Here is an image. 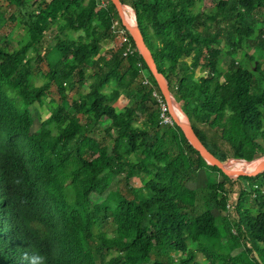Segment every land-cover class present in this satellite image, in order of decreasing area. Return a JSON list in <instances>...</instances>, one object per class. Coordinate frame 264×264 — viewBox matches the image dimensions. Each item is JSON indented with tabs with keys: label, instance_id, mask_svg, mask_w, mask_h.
<instances>
[{
	"label": "trees",
	"instance_id": "1",
	"mask_svg": "<svg viewBox=\"0 0 264 264\" xmlns=\"http://www.w3.org/2000/svg\"><path fill=\"white\" fill-rule=\"evenodd\" d=\"M9 2L26 32L12 48L0 32V264H264V168L228 177L160 123L153 88L163 95L112 1ZM121 2L208 150L224 164L264 154V68L246 65L264 51V0ZM225 41L241 58L226 68ZM65 85L87 89L69 103ZM203 168L219 175L199 203Z\"/></svg>",
	"mask_w": 264,
	"mask_h": 264
},
{
	"label": "rangeland",
	"instance_id": "2",
	"mask_svg": "<svg viewBox=\"0 0 264 264\" xmlns=\"http://www.w3.org/2000/svg\"><path fill=\"white\" fill-rule=\"evenodd\" d=\"M209 1H216V0H207ZM33 2V0H28V3L31 4ZM125 8V13H126V17H128V20H130V18L135 19V14L134 12L131 10L130 7H126ZM0 14L2 15V17L4 18L1 19L0 17V32L3 34L8 35L7 37L9 38V43H10V48H12L13 46H15L17 44L18 39H20V37L26 32V26L23 23V11L19 8H17L15 5L11 4L9 2V0H0ZM13 17V20L10 17ZM255 16L256 18H258L259 20H262L264 22V7L258 8L255 11ZM61 23V20H58V22L56 23H52L50 26H48V28L46 29L45 35H44V39H43V43H42V47H46L48 45V43H50L53 39H54V35L55 34H59L61 35V32H59V28H58V24ZM136 23V21H135ZM74 36L78 35L77 33H73ZM8 43V45H9ZM114 43L110 40H105L101 42V54H103L106 49H109L111 47H113ZM41 47V48H42ZM220 47L222 48V55H221V64L223 67H227L231 61L232 58H237L238 60H240V52H237L236 54H228L227 51L228 49H230V47L226 44L225 42H222V44H220ZM9 49V48H8ZM244 52L248 55H251L254 52V49L249 47V46H245L244 47ZM255 59L254 62H247L246 65L248 67H250L251 69H254L256 71L259 70V68H264V51H256L255 53ZM187 60L189 61L190 58H187ZM90 72V69L87 68L86 69V74L88 75ZM206 71L204 70V68H198L195 70V75H201V74H205ZM42 81L39 80L38 83L40 84ZM65 87L67 88L66 92L69 95V103H71L73 100H77L78 97L86 91L87 87L86 85L82 86V88L78 91V90H71L70 87H68L67 85H65ZM126 97V96H125ZM125 97H119L117 102L115 103L116 106H120L123 103H128V99ZM49 109L48 106H43L38 108L37 111L33 112L34 116H35V123H34V129L38 127V119L40 118L38 117L39 114L41 115V117H44L48 114ZM94 132H96V134L98 136H100V134L102 133V131L100 129H93ZM235 160L237 159H231L227 164H226V168L228 170H235V171H240L243 169H236L237 165L235 163ZM262 160H264V154H258L253 160L251 161H247L244 160L246 162H261ZM242 164V163H239ZM259 170L256 169L253 172H251L250 174H255L257 173ZM249 174V175H250ZM219 173L215 170L209 169V168H203L199 171L198 174V179L196 181V186L198 189V195H199V203H201L203 201V197H205V191H204V186L206 185L208 179L210 176H218ZM130 183L133 184L135 187H140L141 186V180L138 176H134L131 178ZM234 196V195H233ZM235 198V197H234ZM234 253V251H233Z\"/></svg>",
	"mask_w": 264,
	"mask_h": 264
},
{
	"label": "water",
	"instance_id": "3",
	"mask_svg": "<svg viewBox=\"0 0 264 264\" xmlns=\"http://www.w3.org/2000/svg\"><path fill=\"white\" fill-rule=\"evenodd\" d=\"M111 1L115 5L118 11L122 24L132 35L137 45V48L139 49L141 55L147 62L149 68L151 69L153 76L160 88V91L165 101L167 102L169 113L174 118L175 123H177L182 128L190 144L200 153V155L205 159V161L208 164L217 166L225 175L231 178H237L238 176L248 175L256 169L264 168V160H262L261 162L254 163L253 165H251L250 167L246 169H243L240 171H235V170L231 171L226 168V164L222 163V161H220L216 156H214L208 150V148L203 144V142L200 140V138L194 131L189 118L187 117L185 112L182 110L181 106L171 96L167 80L165 76L163 75V73L158 70L154 57L149 47L147 46L144 37L139 32L138 28L137 30H134L129 24L128 17H126L125 8L121 0H111ZM241 160H244V159H241Z\"/></svg>",
	"mask_w": 264,
	"mask_h": 264
},
{
	"label": "built area",
	"instance_id": "4",
	"mask_svg": "<svg viewBox=\"0 0 264 264\" xmlns=\"http://www.w3.org/2000/svg\"><path fill=\"white\" fill-rule=\"evenodd\" d=\"M103 5H105V3H103ZM111 28L113 29V32L118 33L119 35L122 36V40L125 43H128L126 46V49L124 51V54H129L133 52V48L131 46V44H129V39L128 36L126 34V31L123 27H121L119 25V22L117 20H115L112 25ZM139 65H141L139 63ZM142 74L144 76L143 78V84L145 85H151L149 79L144 75V72L142 71ZM152 94L154 96V98L157 100L158 105H159V120L160 123L162 124H168V125H174L175 124V120L172 117V115L169 113V108L167 105V102L165 101V99L158 93V91L153 88Z\"/></svg>",
	"mask_w": 264,
	"mask_h": 264
},
{
	"label": "bare ground",
	"instance_id": "5",
	"mask_svg": "<svg viewBox=\"0 0 264 264\" xmlns=\"http://www.w3.org/2000/svg\"><path fill=\"white\" fill-rule=\"evenodd\" d=\"M128 22L134 30H137V26H136L134 18H130V20H128ZM254 163H256V162L252 161V162H245L242 164H236L237 165L236 169H246V168L250 167L251 165H253Z\"/></svg>",
	"mask_w": 264,
	"mask_h": 264
},
{
	"label": "crops",
	"instance_id": "6",
	"mask_svg": "<svg viewBox=\"0 0 264 264\" xmlns=\"http://www.w3.org/2000/svg\"><path fill=\"white\" fill-rule=\"evenodd\" d=\"M134 18V17H133ZM172 96V95H171Z\"/></svg>",
	"mask_w": 264,
	"mask_h": 264
}]
</instances>
